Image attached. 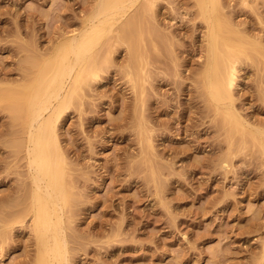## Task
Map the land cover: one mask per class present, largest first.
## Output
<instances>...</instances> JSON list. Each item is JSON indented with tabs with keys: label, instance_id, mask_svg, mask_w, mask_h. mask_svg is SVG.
I'll use <instances>...</instances> for the list:
<instances>
[{
	"label": "rangeland",
	"instance_id": "obj_1",
	"mask_svg": "<svg viewBox=\"0 0 264 264\" xmlns=\"http://www.w3.org/2000/svg\"><path fill=\"white\" fill-rule=\"evenodd\" d=\"M95 1L0 0L2 97L32 77L30 59L80 31ZM220 2L249 55L236 64L233 107L264 129V0ZM131 30L105 40L96 77L56 124L68 264H264V156L250 137L234 133L230 145L207 101V26L195 1L155 0ZM8 106L0 102V264H33L30 170Z\"/></svg>",
	"mask_w": 264,
	"mask_h": 264
},
{
	"label": "bare ground",
	"instance_id": "obj_2",
	"mask_svg": "<svg viewBox=\"0 0 264 264\" xmlns=\"http://www.w3.org/2000/svg\"><path fill=\"white\" fill-rule=\"evenodd\" d=\"M194 1L207 26L206 57L200 75L207 101L228 127L230 145L234 133L250 137L264 156V129L250 126L233 107L236 64L243 57L249 58L245 45L224 22L220 0ZM95 3L79 32L63 37L42 62L36 64V59H30L29 64L35 68L32 77L15 91H9L4 97L0 95V102L9 103L7 109L13 121L19 122L25 143L31 191L24 214L30 217L35 236L33 264H68L64 216L70 205V193L56 124L86 77H96L98 51L105 40L113 33L124 37L132 31L141 7L151 10L155 0H97ZM133 12L135 15L130 16ZM247 45L263 53L257 50V45ZM130 50L135 62L137 52L133 47Z\"/></svg>",
	"mask_w": 264,
	"mask_h": 264
}]
</instances>
